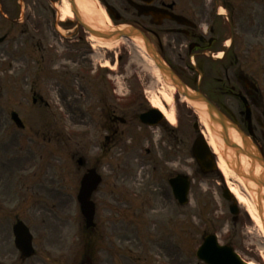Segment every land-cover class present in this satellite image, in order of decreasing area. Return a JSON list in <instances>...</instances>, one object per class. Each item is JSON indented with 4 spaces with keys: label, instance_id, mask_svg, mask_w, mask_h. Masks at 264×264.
<instances>
[{
    "label": "rangeland",
    "instance_id": "rangeland-1",
    "mask_svg": "<svg viewBox=\"0 0 264 264\" xmlns=\"http://www.w3.org/2000/svg\"><path fill=\"white\" fill-rule=\"evenodd\" d=\"M94 1L106 12L101 1ZM55 2L60 19L66 22L69 17L63 15L60 0ZM108 2L117 9L116 0ZM262 6L264 0H253L233 24L245 47L253 36H264ZM60 28V36L70 35ZM77 36L81 37L74 45L63 42L51 48L54 54L68 52L63 64L70 67V73L53 74L58 64L54 60L37 79L33 66L39 51L30 48L32 58L21 55L25 36H14L10 53L0 55V64H4L0 74V264H204L194 253L202 236L210 232L244 259L264 264V239L245 218L232 222L214 176L193 173L191 162L181 166L192 181L189 201L180 206L163 193L164 185L151 166L152 153L130 146L127 137L122 149L115 148L104 159L102 172L110 175L112 190L109 193L106 186H100L95 194V239L99 242L93 254L76 200L79 177L74 170L76 158L71 155L78 150L80 155H91L86 142H96L103 134L97 126L103 81L107 80L103 73L106 70L114 78L121 93L128 92L129 85H138L149 106L169 103L173 111L175 89L157 76L134 41L93 49L80 27ZM40 53L46 59L56 57ZM121 54L122 60L116 62ZM25 65L32 67L28 70ZM32 80L46 104L32 103ZM11 111L23 120L26 130L13 124ZM172 120L177 124L176 115ZM57 130L62 133L58 141L53 136ZM16 219L33 235L35 255L25 261L13 243Z\"/></svg>",
    "mask_w": 264,
    "mask_h": 264
},
{
    "label": "flooded vegetation",
    "instance_id": "flooded-vegetation-1",
    "mask_svg": "<svg viewBox=\"0 0 264 264\" xmlns=\"http://www.w3.org/2000/svg\"><path fill=\"white\" fill-rule=\"evenodd\" d=\"M99 1L108 7L113 25H132L142 32L155 55L179 81L181 89H186L197 100L190 104L175 91L176 108L172 111L166 103L163 113L148 105L149 99L147 95L142 96L141 91H145L138 85L134 88L129 85L126 93L117 91L116 81L105 70L103 77L107 80L103 81L97 114L98 130L103 134L96 142H86L92 149L91 155H80L79 150L71 155L76 158L74 170L78 173V182L83 174L94 169L101 176V186H106L110 193V175L102 172L104 159L115 148L122 149V140L127 137L130 146L146 154L152 153V169L164 185L163 193L173 199L169 181L176 177L183 179L187 175L191 184L190 176L181 170V166L189 162L195 167L193 173L198 171L218 180L222 198L229 184L236 185L249 197L253 194L256 198L257 189L264 194V36H253V41L246 43L245 47L243 39L234 33L233 28L243 8L253 0H116L117 9L108 0ZM0 10V37H3L0 55L10 53L14 36H25L21 55L32 58L28 50L39 51L34 55L33 66L37 79L54 60L58 64L52 68L56 69L53 74H61L62 70L70 73V67L63 64L67 61L68 52L54 54L56 50L51 48L63 42L65 46L74 45L81 36H77L78 27L74 19L61 21L55 0H0ZM261 13L264 15L263 6ZM59 22H63L62 25ZM20 26L23 29H19ZM60 27L70 35L60 36L57 33ZM259 42L261 44L257 45ZM40 52L56 57L46 59ZM121 60L122 54L118 58L116 56V62ZM5 65L10 66L8 63ZM3 66L0 64V74ZM25 67L29 70L32 66ZM33 82L29 92L32 103L46 104L41 93L34 89L36 85ZM152 109L158 112H152ZM202 109L208 118L211 113L217 120L221 133H227L233 147L230 151L231 170L242 182L246 181L244 183L251 192L235 178L229 177L228 182L221 171L218 156L209 144L208 128L201 119ZM143 114L153 123L141 122ZM175 115L177 124L172 122ZM60 132L53 133L56 140L60 139ZM220 139L223 144L222 137ZM97 191L91 197L94 202ZM229 197L228 208L232 207L234 212L232 222L236 224L245 218L247 223L256 227L246 207L233 193ZM95 206L97 208V203ZM254 206L259 214L257 201ZM95 228L96 221L94 226L85 230L93 254L99 242L95 239Z\"/></svg>",
    "mask_w": 264,
    "mask_h": 264
},
{
    "label": "water",
    "instance_id": "water-1",
    "mask_svg": "<svg viewBox=\"0 0 264 264\" xmlns=\"http://www.w3.org/2000/svg\"><path fill=\"white\" fill-rule=\"evenodd\" d=\"M69 1L71 9L74 12L78 21V24L81 25L86 31H88L92 35L108 39H118L120 37H127L130 35L143 36L142 33L134 27H124L121 29H114L113 31L104 29L95 31L81 21L73 0ZM142 38L144 40L147 52L160 69L162 75L175 85L179 93L183 94L189 99H195L191 94H189L185 90H181L179 83L176 81V78L155 56L154 52L150 49L147 40L144 37ZM210 117L212 120H214L212 116ZM12 119L18 126H22L21 121L15 113H12ZM141 120L147 123L149 122L147 121L146 116H141ZM224 141L227 146L232 148V144L227 140L226 134H224ZM196 158L199 159L198 155H196ZM208 168H210V166ZM99 182L100 179L96 175V173L94 171H90L89 173L84 175L80 183V189L77 199L80 203L81 213L85 218L86 227H89L93 224L94 204L90 200V195L92 191L96 189ZM170 183L175 197L179 200L180 203H185L187 201L186 195L188 191L187 178L182 179L177 177L171 180ZM257 184L258 186H260L259 183ZM224 197L226 199H229V194L225 192ZM260 198L261 196L259 194V191H257V200L260 201ZM258 204L260 203L258 202ZM262 220L264 221V218H262ZM13 234L15 246L20 251L22 259L32 256L34 254V249L32 247V236L28 228L22 222L18 221L13 226ZM196 255L200 260H203L206 264H245L231 247L219 245L215 235L213 234L204 237L202 244L196 251Z\"/></svg>",
    "mask_w": 264,
    "mask_h": 264
},
{
    "label": "bare ground",
    "instance_id": "bare-ground-1",
    "mask_svg": "<svg viewBox=\"0 0 264 264\" xmlns=\"http://www.w3.org/2000/svg\"><path fill=\"white\" fill-rule=\"evenodd\" d=\"M74 1V5L77 8V11L79 12V14L82 15L83 20L85 21V23L87 25H89L92 29H94L95 31L100 30L101 28H109L110 25V19L107 15V13L105 12V10L103 8H98L97 4L95 3L94 0H73ZM61 6H62V11H63V15L69 18L73 17V12L70 9V4L68 0H61ZM132 41H134L140 48L142 56L144 57L145 61L151 66V68L154 70V72L157 74L158 77L162 78L164 80L165 83H167V81L165 80V78H163V75L161 74V72H159V69L157 68V66L155 65V63L153 62V60L148 56L146 50H145V46L143 44V42L134 35H130V37L128 38ZM88 40L90 41V44L92 46L93 49L96 48H105V49H110L111 47L117 45L120 41L124 40L122 38L120 39H104L92 34L88 35ZM170 89L173 91L174 87L170 86ZM185 99V98H183ZM186 100V99H185ZM190 104H194L193 102L187 101ZM156 108H158L161 112L164 113V107L162 106V104L160 102H158V105L155 106ZM204 115L202 116V120L204 122V124H206L208 130L210 131V138H209V144L212 148V150L217 154L218 156V160H219V167L221 169V171L226 175L229 176L231 178H235V180H237L239 183H241L243 186V182L241 179H239L231 170V166L229 165V161H227V158H225L223 156V152L221 151V144L219 143V141L217 140V138H219V127H214L213 125H211V123L209 122V119L207 117V115L205 114V110L202 109ZM170 119H172L170 117ZM243 162L245 163L246 161L243 160ZM251 185V184H249ZM246 186V184H245ZM229 190L231 191V193H233L238 201L246 207L247 209V213L249 214L251 220L253 221V223L255 224V226L258 228L259 232L261 233V237L264 239V225L261 222L255 206H254V200H253V196H251L250 198L247 197L245 194L241 193V191L238 189V187L236 185L230 184L229 186ZM251 188H253V185H251ZM249 191V188L246 186V188ZM263 261H264V256L262 257ZM249 264H257L253 261H250Z\"/></svg>",
    "mask_w": 264,
    "mask_h": 264
}]
</instances>
